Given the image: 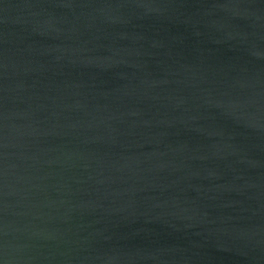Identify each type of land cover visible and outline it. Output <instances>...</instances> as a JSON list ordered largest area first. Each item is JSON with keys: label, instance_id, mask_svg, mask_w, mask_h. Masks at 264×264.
Instances as JSON below:
<instances>
[{"label": "water", "instance_id": "obj_1", "mask_svg": "<svg viewBox=\"0 0 264 264\" xmlns=\"http://www.w3.org/2000/svg\"><path fill=\"white\" fill-rule=\"evenodd\" d=\"M0 264H264V0H0Z\"/></svg>", "mask_w": 264, "mask_h": 264}]
</instances>
